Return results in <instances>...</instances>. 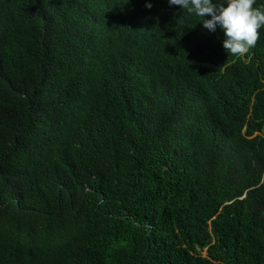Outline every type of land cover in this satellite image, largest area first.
I'll use <instances>...</instances> for the list:
<instances>
[{
  "label": "trees",
  "instance_id": "trees-1",
  "mask_svg": "<svg viewBox=\"0 0 264 264\" xmlns=\"http://www.w3.org/2000/svg\"><path fill=\"white\" fill-rule=\"evenodd\" d=\"M201 22L0 0V264H264V29Z\"/></svg>",
  "mask_w": 264,
  "mask_h": 264
},
{
  "label": "clouds",
  "instance_id": "clouds-1",
  "mask_svg": "<svg viewBox=\"0 0 264 264\" xmlns=\"http://www.w3.org/2000/svg\"><path fill=\"white\" fill-rule=\"evenodd\" d=\"M167 4L201 18L202 27L209 32L219 28L227 54H246L264 29V6H254L256 0H167ZM145 7L150 9L152 4L146 2Z\"/></svg>",
  "mask_w": 264,
  "mask_h": 264
}]
</instances>
